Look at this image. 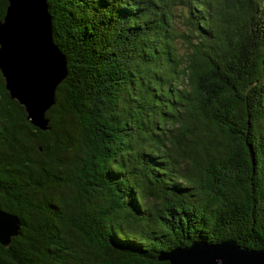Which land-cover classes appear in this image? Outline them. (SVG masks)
<instances>
[{
	"label": "trees",
	"instance_id": "obj_1",
	"mask_svg": "<svg viewBox=\"0 0 264 264\" xmlns=\"http://www.w3.org/2000/svg\"><path fill=\"white\" fill-rule=\"evenodd\" d=\"M46 1L67 74L43 130L0 71V264L263 249L264 0Z\"/></svg>",
	"mask_w": 264,
	"mask_h": 264
},
{
	"label": "water",
	"instance_id": "obj_2",
	"mask_svg": "<svg viewBox=\"0 0 264 264\" xmlns=\"http://www.w3.org/2000/svg\"><path fill=\"white\" fill-rule=\"evenodd\" d=\"M0 71L10 98L24 107L30 123L49 128L46 111L67 70L63 54L53 43L46 0H8L0 20ZM19 233V218L0 208V244L7 247ZM159 258L170 264H264V248L241 247L234 240H195Z\"/></svg>",
	"mask_w": 264,
	"mask_h": 264
},
{
	"label": "rangeland",
	"instance_id": "obj_3",
	"mask_svg": "<svg viewBox=\"0 0 264 264\" xmlns=\"http://www.w3.org/2000/svg\"><path fill=\"white\" fill-rule=\"evenodd\" d=\"M184 11H185V13H186V9H184ZM179 20H181V21H182V20H183V18H181V17H180V18H179ZM181 21H180V22H181Z\"/></svg>",
	"mask_w": 264,
	"mask_h": 264
}]
</instances>
